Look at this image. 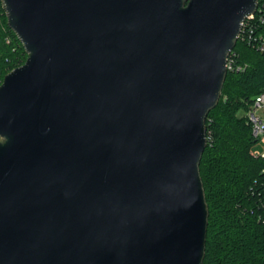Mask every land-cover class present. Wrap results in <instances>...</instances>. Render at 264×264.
Returning a JSON list of instances; mask_svg holds the SVG:
<instances>
[{"label":"water","instance_id":"obj_1","mask_svg":"<svg viewBox=\"0 0 264 264\" xmlns=\"http://www.w3.org/2000/svg\"><path fill=\"white\" fill-rule=\"evenodd\" d=\"M0 264H203L206 116L258 0H0Z\"/></svg>","mask_w":264,"mask_h":264},{"label":"trees","instance_id":"obj_2","mask_svg":"<svg viewBox=\"0 0 264 264\" xmlns=\"http://www.w3.org/2000/svg\"><path fill=\"white\" fill-rule=\"evenodd\" d=\"M252 35L264 36V0H258ZM239 72H227L218 104L206 116V147L199 174L208 207L203 264H264V158L249 155L251 129L240 111L264 91V51L237 39ZM26 53L9 29L0 3V84Z\"/></svg>","mask_w":264,"mask_h":264},{"label":"built area","instance_id":"obj_3","mask_svg":"<svg viewBox=\"0 0 264 264\" xmlns=\"http://www.w3.org/2000/svg\"><path fill=\"white\" fill-rule=\"evenodd\" d=\"M254 13L247 16L241 24L238 38L247 41L259 52L264 51V36L262 34L252 35L251 20ZM226 72H239L245 69V65L237 62V55L233 49L229 52L225 63ZM245 119L250 126L253 144L249 149V155L255 159L264 158V91L257 95L248 105L245 111ZM256 145L261 149H257Z\"/></svg>","mask_w":264,"mask_h":264},{"label":"rangeland","instance_id":"obj_4","mask_svg":"<svg viewBox=\"0 0 264 264\" xmlns=\"http://www.w3.org/2000/svg\"><path fill=\"white\" fill-rule=\"evenodd\" d=\"M5 75H6V74H5ZM5 75H4V76H5ZM1 82H2V81H1ZM239 114H240V116H245V111H240ZM256 148H257V149H261V147L258 146V145H256Z\"/></svg>","mask_w":264,"mask_h":264}]
</instances>
